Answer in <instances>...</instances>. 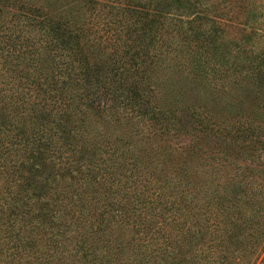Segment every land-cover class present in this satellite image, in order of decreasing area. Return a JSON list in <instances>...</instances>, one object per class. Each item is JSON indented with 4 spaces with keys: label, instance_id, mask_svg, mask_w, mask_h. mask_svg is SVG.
Returning a JSON list of instances; mask_svg holds the SVG:
<instances>
[{
    "label": "trees",
    "instance_id": "16d2710c",
    "mask_svg": "<svg viewBox=\"0 0 264 264\" xmlns=\"http://www.w3.org/2000/svg\"><path fill=\"white\" fill-rule=\"evenodd\" d=\"M0 264H264V0H0Z\"/></svg>",
    "mask_w": 264,
    "mask_h": 264
},
{
    "label": "rangeland",
    "instance_id": "374dc122",
    "mask_svg": "<svg viewBox=\"0 0 264 264\" xmlns=\"http://www.w3.org/2000/svg\"><path fill=\"white\" fill-rule=\"evenodd\" d=\"M52 1V0H51ZM56 4V3H55ZM57 5V4H56Z\"/></svg>",
    "mask_w": 264,
    "mask_h": 264
}]
</instances>
